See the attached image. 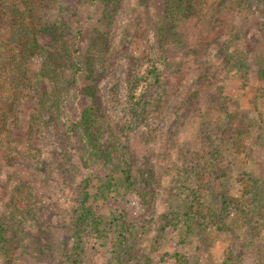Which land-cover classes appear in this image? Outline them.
Here are the masks:
<instances>
[{
  "label": "rangeland",
  "instance_id": "374dc122",
  "mask_svg": "<svg viewBox=\"0 0 264 264\" xmlns=\"http://www.w3.org/2000/svg\"><path fill=\"white\" fill-rule=\"evenodd\" d=\"M15 1L7 0L8 3ZM243 1L250 10L223 9L224 0H209L201 16H192L175 29L168 27L165 37L169 47L164 53L159 48L158 30L170 23L165 15V0H123L124 13L118 16V22L110 30L114 58L110 61V53H104L103 62L98 63L97 77L103 96H107L116 70L113 67L120 61V55H131L144 61L134 66L136 74L147 72V57L154 55L165 82L169 76L167 63L182 64L191 74L196 68V52L209 48L216 53L213 63L223 68L219 67L225 94L247 120L249 132L245 144L251 151L238 155L228 149L225 155L230 166L222 179V190L227 197H239L243 189L239 177L246 171L251 178L257 179L261 187L256 211L262 214L264 10L257 7L260 0ZM36 4L39 5L41 21L57 25L64 32L63 41L69 45L68 51L85 67L88 50L97 43L99 33L107 30L102 22V3H93L92 0H38ZM77 40L79 45L76 46ZM76 49L78 51L74 52ZM41 65V56L30 62L32 87L27 90V98L20 104L16 115L11 116L10 124L12 149L18 160L12 166H5L2 172L4 181L10 176L14 185L20 187L45 184L43 190L38 189L40 195H44L42 204L36 207L41 220L27 222L15 263L67 264L63 251L72 253L75 246L80 245L84 264H178L174 258L176 253L186 258L184 264H223L227 247L231 241H236V237L244 236V229L221 232L210 227L195 235L190 234L177 217L187 211L190 202L185 188L187 172L183 153L200 151L204 124L219 122L226 127L228 116L211 110L200 117H191L184 109L174 115L177 120L171 134L173 140L165 135L142 150L140 132L145 129L158 131L162 123V117L159 119L153 108L149 124L144 122L147 125L142 124L137 133L128 132L131 143L142 151H138L139 159L134 165L139 174L134 175L133 187H129L121 166H106L95 160L86 163L90 158L81 151L78 137L71 130L73 122L79 121L84 106L91 102L83 94V88L91 84L86 68L78 72L73 70L75 66L65 69L67 78L77 79L76 85L66 90L64 99L58 103L60 117L67 130L50 122L51 107L48 104L43 115L49 123L33 118L44 93L51 91L53 86L40 75ZM103 66L106 67L104 74ZM191 79L185 85H190ZM141 88L143 91L146 85ZM170 103L165 102V106ZM129 118L128 114L125 115L124 121ZM148 179L150 185L147 184ZM87 183L90 193L87 206L91 207L94 215L102 218L103 223L99 227L104 232L99 234L89 226L77 236V230L72 226L76 215L73 212L76 207L74 191L79 187L83 189ZM207 200L217 211L223 208L222 201L215 196L210 195ZM260 214L256 221L264 219ZM167 216L174 220L161 228Z\"/></svg>",
  "mask_w": 264,
  "mask_h": 264
},
{
  "label": "trees",
  "instance_id": "16d2710c",
  "mask_svg": "<svg viewBox=\"0 0 264 264\" xmlns=\"http://www.w3.org/2000/svg\"><path fill=\"white\" fill-rule=\"evenodd\" d=\"M122 1L92 0L93 3H102L101 11L104 14L102 22L106 24L107 30L103 34L99 33L97 43L88 50L84 60L85 67L75 60L71 51H68L69 45L63 41L64 32L60 31L57 25L42 22L38 17L39 5L36 4L38 0L0 2V257L3 259L2 264H16L21 237L27 222L41 220L36 207L42 204L44 198L38 189L43 190L45 184L20 187L14 185L10 176L5 181L2 178L4 167L12 166L18 160L12 149L11 116L16 115L20 104L27 98V90L32 87L30 62L39 56L42 57L40 75L52 82L53 86L51 91L44 93L40 100V108L37 114H33V118L36 121L45 120L49 123L43 115V109H47L48 104L51 107L48 117L51 118L50 122L67 130L68 127L60 117L58 103L60 99H64V92L76 85L77 79L67 78L65 69L75 66L73 70L76 69L75 71L78 72L86 68L91 84L83 88V94L91 102L84 106L79 121L73 122L71 130L78 137L81 151L90 158L86 163L90 164L95 160L106 166L107 164L121 166L124 180L129 187H133L134 175L139 174L134 169V165L142 151L131 143L128 132L137 133L142 124L146 122L149 124V114L153 108L157 117L159 119L162 117V123L158 131L145 129L140 132L142 150L152 142H156V138L165 135H169L170 140H173L171 134L177 120L174 119V115L180 114L184 109L191 117H200L205 111L211 110L225 113L228 116L226 127L219 122L204 124L200 137L202 149L183 153V164L187 172L185 188L190 202L187 211L179 214L177 219L187 227L190 234L195 235L210 227L221 232H234V228L244 229V236L236 237V241H231L227 247L223 264H264L262 241L264 219L260 222L256 221V217L260 214L256 208L261 192L257 179L251 178L249 173L244 171L245 173L239 177L243 186L239 197H227L222 190V179L227 175L230 166L225 155L228 149L231 148L238 155L251 151L245 144L249 132L247 120L232 99L225 94L222 70L213 63L216 53L209 48L204 52H196V68L191 74L182 64L167 63L169 76L165 82L154 55L150 54L147 57V72L138 74L134 66L137 67L144 61L139 57L120 55L118 56L120 61L113 67L116 69L113 83L108 95L103 96L98 80V63L103 62V55L107 51L111 55L109 60L114 58L110 30L118 22V16L124 13L125 6ZM208 2L209 0H165V15L170 23L159 27L160 51L166 53L169 47L165 37L168 27L175 29L182 21L192 16H201ZM246 4L243 0H224L221 8L250 10ZM257 7L259 10H264V0H260ZM78 41L76 46L79 45ZM77 51L78 49L74 52ZM105 68L104 66L102 68L103 74ZM189 78H192V83L185 85ZM144 84L146 88L141 91V86ZM167 101L171 103L165 106ZM127 114L130 118L124 121ZM150 182L148 179L147 184L150 185ZM88 184L83 189L79 187L74 191L76 207L73 208V212L76 215L72 226L76 228L77 236H80L83 228L89 226L95 228L99 234L104 232L99 227L103 223L102 218L94 215L91 207L87 206V200L90 198ZM210 195L222 201L221 210L217 211L208 202L207 198ZM262 214L260 216L264 217V212ZM117 219L116 217L115 220ZM171 220L174 219L167 216L161 228L168 226ZM125 223L124 220L123 224ZM253 223H256L255 228ZM77 246L72 253L63 251L67 264H84L83 251L80 245ZM174 258L178 264L186 262V258L180 253L174 254Z\"/></svg>",
  "mask_w": 264,
  "mask_h": 264
}]
</instances>
